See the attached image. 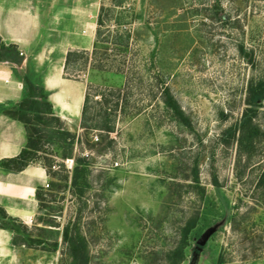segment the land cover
Wrapping results in <instances>:
<instances>
[{
	"label": "rangeland",
	"instance_id": "374dc122",
	"mask_svg": "<svg viewBox=\"0 0 264 264\" xmlns=\"http://www.w3.org/2000/svg\"><path fill=\"white\" fill-rule=\"evenodd\" d=\"M16 7L39 31L2 42L20 61H0V101L17 106L18 80L37 85L72 51L63 76L82 84L88 120L54 112L72 143L44 139L22 173L0 166L26 192L0 208L30 243L0 229V264H188L202 237L197 264H264V101L239 128L249 85L264 81V0H0V20L20 30ZM105 110L111 132L97 126ZM27 133L0 120V141L24 147Z\"/></svg>",
	"mask_w": 264,
	"mask_h": 264
},
{
	"label": "trees",
	"instance_id": "16d2710c",
	"mask_svg": "<svg viewBox=\"0 0 264 264\" xmlns=\"http://www.w3.org/2000/svg\"><path fill=\"white\" fill-rule=\"evenodd\" d=\"M98 26H101L102 20L101 15L99 14L97 20ZM99 32L97 31V36L99 37ZM0 51L2 55H0V61H11L14 63H19V58H11L10 60L3 55V53L16 52V47L14 46H5L0 39ZM95 56V50L93 52ZM78 53H73L69 51L66 54L65 66L64 70L68 68V65L71 61L78 58ZM95 62V61H94ZM96 69L102 70L101 65H93ZM164 103L166 106L173 112L176 118L184 124L186 127H191V124L187 117L184 115L183 111L180 109L176 100L172 97L167 89L164 91ZM49 92L46 91L42 86H38L34 84L29 78L25 77L23 79V97L19 104L12 109H7L5 111V115L8 118L16 120L24 125L25 129L28 131L27 133V143L21 149L20 153L13 158H5L0 162V166L4 168L6 171L10 172H21L31 163L37 162L40 160V153H44L43 150V140L47 141L53 139L55 136H58V139L66 144V141L70 140L72 143L74 136L64 131L60 128V119L55 116L52 104L48 100ZM264 101V81H259L255 84L251 83L248 87V96H247V108L245 109L242 121L240 123L239 128H243L245 125L251 123L254 115L256 114L260 104ZM88 98L85 96L84 104L82 108V126H86V122L88 120L87 107ZM112 111H104V118L101 121L100 127L101 130H105L107 132H111L114 128L113 122L110 120V116L112 115ZM48 117V118H46ZM45 120V121H43ZM38 122V124H37ZM40 122H43L42 125L51 126L54 125L56 131H50L47 137L44 135V129H42L39 125ZM90 126V125H89ZM96 126V127H97ZM95 127V126H94ZM91 128V127H90ZM54 130V129H53ZM60 130V131H59ZM236 129L229 131L231 134ZM63 157H68L67 152L64 153ZM81 161V160H80ZM78 161L77 163H79ZM52 160L47 158L44 162V167H46L49 175H52L50 168L52 167ZM55 174V172H53ZM195 180L197 181V176L195 174ZM76 181V175L73 177V182ZM35 197L38 200H42V189L36 188ZM0 229L9 230L16 234L17 237L14 238V245H25L26 243L30 245L29 239L25 237L24 231L18 220L14 217L8 216L6 211L3 208H0ZM188 229H186L185 235H188ZM200 234L195 236V240L199 238Z\"/></svg>",
	"mask_w": 264,
	"mask_h": 264
},
{
	"label": "crops",
	"instance_id": "0c3cea01",
	"mask_svg": "<svg viewBox=\"0 0 264 264\" xmlns=\"http://www.w3.org/2000/svg\"><path fill=\"white\" fill-rule=\"evenodd\" d=\"M12 9L13 14H11L16 18V22L21 25V29L18 30L17 27H15V23L12 22L13 20L7 22H5L6 20H0V37L2 42L19 46V44H23L22 42H26L27 40H29V36L31 34L34 35L36 33L38 24H34L33 16L25 17L21 10L20 12H18L20 8L16 7ZM14 11H16V13H14ZM26 21L30 22V25L25 24ZM38 31L39 30H37V32ZM25 35H29L28 38L27 36L25 38ZM65 57L66 54L64 56L63 65L61 66V68L46 71L44 77H42V81L37 83V85L42 86L46 91L49 92L48 100L52 104L56 116H60L65 120L75 122L80 119V116L82 114V108L85 99L84 89L81 86V83L69 80L68 78H64L63 74L66 59ZM13 75H16V73H13ZM17 84L18 86H22L20 87L22 89H20V94L23 97V83L21 84L18 80ZM15 103L17 102L14 101L12 105ZM8 106H10L9 101H0L1 122L5 120L12 121L14 124L20 123L16 120L8 118V116L5 115V111L8 109ZM24 142L25 140H23V143H21L20 146L16 147L15 145L8 143V141H0V161L5 158H13L17 156L23 148ZM20 173H22V171ZM32 189L30 190L31 193H28L29 196L33 194ZM10 190L13 192V196L15 198H22V196L26 193L23 186H19L14 183L9 184L8 181L0 179V196H8V192ZM20 213H24V211H21ZM16 216L20 217L21 215Z\"/></svg>",
	"mask_w": 264,
	"mask_h": 264
},
{
	"label": "water",
	"instance_id": "95a60500",
	"mask_svg": "<svg viewBox=\"0 0 264 264\" xmlns=\"http://www.w3.org/2000/svg\"><path fill=\"white\" fill-rule=\"evenodd\" d=\"M206 238L202 237L198 240L197 242V249L194 251V253L191 256V259L188 264H197V259H198V253L201 250V246H203Z\"/></svg>",
	"mask_w": 264,
	"mask_h": 264
},
{
	"label": "built area",
	"instance_id": "2783aa9c",
	"mask_svg": "<svg viewBox=\"0 0 264 264\" xmlns=\"http://www.w3.org/2000/svg\"><path fill=\"white\" fill-rule=\"evenodd\" d=\"M98 140V136H94V141H97Z\"/></svg>",
	"mask_w": 264,
	"mask_h": 264
},
{
	"label": "bare ground",
	"instance_id": "6f19581e",
	"mask_svg": "<svg viewBox=\"0 0 264 264\" xmlns=\"http://www.w3.org/2000/svg\"><path fill=\"white\" fill-rule=\"evenodd\" d=\"M3 257V256H2Z\"/></svg>",
	"mask_w": 264,
	"mask_h": 264
}]
</instances>
